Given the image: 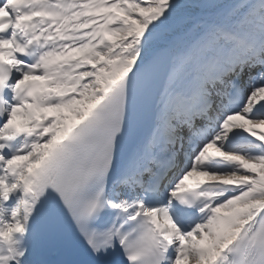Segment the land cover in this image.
Here are the masks:
<instances>
[{
  "label": "snow or ice",
  "instance_id": "obj_1",
  "mask_svg": "<svg viewBox=\"0 0 264 264\" xmlns=\"http://www.w3.org/2000/svg\"><path fill=\"white\" fill-rule=\"evenodd\" d=\"M0 264H264V0H0Z\"/></svg>",
  "mask_w": 264,
  "mask_h": 264
}]
</instances>
